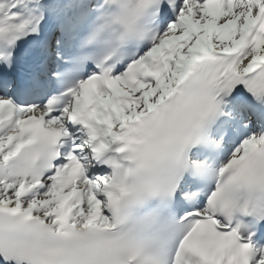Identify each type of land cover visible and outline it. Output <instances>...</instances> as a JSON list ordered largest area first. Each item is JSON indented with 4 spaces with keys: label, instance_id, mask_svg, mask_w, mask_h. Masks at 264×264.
Segmentation results:
<instances>
[{
    "label": "snow or ice",
    "instance_id": "6c2138e0",
    "mask_svg": "<svg viewBox=\"0 0 264 264\" xmlns=\"http://www.w3.org/2000/svg\"><path fill=\"white\" fill-rule=\"evenodd\" d=\"M0 264H264V0H0Z\"/></svg>",
    "mask_w": 264,
    "mask_h": 264
}]
</instances>
